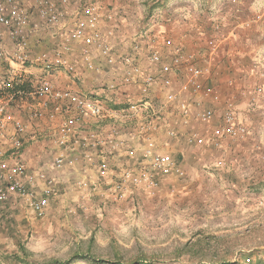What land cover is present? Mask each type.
<instances>
[{"label": "crops", "instance_id": "0c3cea01", "mask_svg": "<svg viewBox=\"0 0 264 264\" xmlns=\"http://www.w3.org/2000/svg\"><path fill=\"white\" fill-rule=\"evenodd\" d=\"M38 1L17 0L18 4L23 6L28 13V50L32 56L41 52L52 55L63 40V30L70 29L80 17L81 7L93 5L100 13L99 29L116 53L134 52L135 43H140L136 61L143 68V73L160 74L162 63L175 66L172 59L175 47L182 49L183 53L189 57L190 63L204 69L199 81L203 88H212V91L218 95V101L214 102L209 98L196 97L190 92H185L180 98L190 104L189 120L182 123L178 110L169 108L165 112L162 126L152 132L156 151L170 155L181 167L183 166L186 173L181 179V183L170 176L160 177V192L157 197H163L166 194L163 192L176 190L180 185L184 186L182 189L194 187V181L197 180V174L194 172L197 167H195V162H191L189 159L191 146L210 143L213 150V146L220 142V138L215 133L218 126L209 132L202 127L204 123L206 126L218 123L227 102L233 103L235 108L244 112L247 102L249 103L248 91L264 86V76L258 73L260 67L257 66V63L260 65V61H262L263 70L261 71L264 73V0H198L196 2L194 0H68L65 4H59V0H52L63 13L61 22L55 27L48 26L38 16ZM159 10L163 12L162 16H167L168 19L162 17V21H165L158 27V31L155 30L156 32L161 31L160 37L154 45L161 55V60L151 64L148 58L149 49L144 48V42L141 45L142 40L132 41L135 40L133 37L135 30H139L138 27L136 28L137 24L142 25L146 21L145 18ZM137 15L142 21L136 20ZM35 22L39 23V28L33 31L30 26ZM143 28L144 26H142ZM0 46L6 52L11 51L12 42L8 36L2 37ZM82 48L83 44L80 40L70 43L67 56L75 64L77 72L75 75L61 72L52 76L50 83L54 88L69 90L89 97L100 96L104 99L105 105L115 109L129 100L135 101L141 98L139 87L136 85H129L123 89L114 88L112 91H106L109 93L103 94L101 90L103 85L116 84L120 78L121 73L117 69L120 68V65L117 63L109 65L99 53L98 48L95 45H90L88 53L92 67L87 68L82 60ZM16 69V66L5 61L0 66V73L3 78H13L17 73ZM22 70L28 86H34L40 82L42 73L39 68L27 66ZM167 76L172 82L171 90L177 89L188 78V74L182 66L177 71L168 73ZM153 92V96L160 98L164 91L158 85ZM255 101L256 109L246 113L251 124L258 120L256 119L259 115L257 108L264 105V96L258 97ZM68 103L67 100H60L61 109L58 111L54 110V102L48 103L43 108V117L38 119H33L29 115V109L18 103L15 102L11 105L10 108L14 116L19 117L25 125V131L20 137L23 141L22 155L26 161L28 172L34 173L46 168L48 170L49 162L60 152V148L53 142V132L63 117L67 115L68 111L65 109L68 108ZM205 108L214 110V122L209 123L210 121H201L194 117L195 111ZM50 111H53L55 115L52 120L47 117ZM92 124V119H89V125ZM169 128H174L179 135L174 138L168 137L166 129ZM189 128H196L194 131L199 134L200 138L191 145L186 142V136L191 130ZM186 129L189 132L186 133ZM10 135L11 128L3 136H0V159L9 157ZM257 138L259 135L253 131L240 140L226 139L224 143L227 145H224L223 155L227 168L224 171L228 172L230 163L234 161H241L238 163L242 164H237V166L250 165L251 156H255V150L260 146ZM67 152V155L71 156L78 154L75 151ZM96 159L93 157L91 160L85 161L84 165L63 167L54 172L60 175L58 182L63 191L60 197L62 200L65 199L68 206L73 199H81L86 196V189L78 188L77 179L86 177L91 183H102L101 187L109 186L106 179L98 176L95 166ZM119 159L118 156H109V167L114 169L120 166ZM209 170L214 171L215 169L209 167L207 171L203 170V172L209 174ZM248 170L247 167L243 171ZM49 173L51 172L49 171ZM219 176L221 175L217 173L215 177ZM227 176L228 174L225 175V179ZM3 183L6 184L4 180ZM58 198L59 196L57 202L52 199L51 204L59 203L60 199L58 200ZM63 216L62 220L69 218L67 213ZM61 217L62 214L47 212L42 217L37 216L23 198L10 191L8 199L0 203V264H23L25 260L31 263V258L38 250L37 237H45L43 231L40 230L47 227L48 220L61 219ZM39 231L42 233L40 234ZM23 237L26 240L25 243ZM21 248L25 254L22 253Z\"/></svg>", "mask_w": 264, "mask_h": 264}, {"label": "built area", "instance_id": "2783aa9c", "mask_svg": "<svg viewBox=\"0 0 264 264\" xmlns=\"http://www.w3.org/2000/svg\"><path fill=\"white\" fill-rule=\"evenodd\" d=\"M67 1L59 0V4H65ZM37 4L38 16L44 23L50 27L59 25L63 13L55 2L39 0ZM79 13L80 17L74 25L63 30V40L52 55L41 52L32 56L28 50L27 11L17 0H0V42L4 35L12 42L10 52L0 46V66L7 61L17 67L13 78H3L0 73V136L11 128L9 157L0 159V203L8 199L10 191L15 192L39 217L44 216L49 197L55 193L56 182L51 173L63 167L84 165L85 161L93 157L97 158L98 163L96 162L95 166L98 176L109 183L108 194L114 201L125 199L130 188L142 187L152 191L159 187L160 177L182 176L183 170L176 160L167 153L156 151L152 132L162 126L165 112L169 108L178 110L182 123L189 120L190 104L180 98L185 92L218 101V95L210 87L203 88L199 81L204 69L190 63L189 57L179 47L173 49L172 59L175 66L162 63L160 74L143 73V68L136 61L139 49L137 44L131 54L116 53L99 29L100 13L97 8L93 5H83ZM30 27L35 31L39 28V23L35 22ZM76 40L83 44L81 55L87 68L92 67L88 53L90 45L98 48L106 63L120 65V78L116 84L103 85V94L114 88L123 89L136 85L139 87L141 98L129 100L115 109L105 105L100 96L89 97L54 88L50 83L52 76L61 72L75 75L77 72L75 64L67 56L70 43ZM148 58L151 64L157 63L161 60V55L153 47ZM27 66H35L42 73L40 82L34 86H28L25 80L22 69ZM181 66L187 72L188 78L177 89L171 90L172 82L167 74L177 71ZM158 85L164 91L160 98L152 95ZM260 90L258 88L257 91ZM60 100L69 101L68 108L65 109L68 111L67 115L53 132V142L60 148V152L51 159L48 170L46 168L34 173L28 172L20 137L25 131V125L19 117L14 116L10 107L16 102L29 109V115L33 119H38L43 117V108L50 102H54V110H60ZM212 115L213 110L210 108L194 112V117L201 121L210 119ZM54 116L53 111L47 114L51 120ZM89 119H92V125H89ZM215 133L220 139H236L246 133L245 126L237 119L233 103H226L222 125ZM166 135L174 138L179 133L174 128H169L166 129ZM196 140H200L196 132L187 134V143L191 144ZM67 151H75L78 154L67 155ZM109 156H118L120 166L114 169L109 167ZM92 184L94 188L102 185L99 182L91 183L86 177L78 180V185L84 189L90 188Z\"/></svg>", "mask_w": 264, "mask_h": 264}, {"label": "rangeland", "instance_id": "374dc122", "mask_svg": "<svg viewBox=\"0 0 264 264\" xmlns=\"http://www.w3.org/2000/svg\"><path fill=\"white\" fill-rule=\"evenodd\" d=\"M162 15L159 10L143 18L146 21L142 25L136 23L139 30L135 28L132 42L142 40L141 45L144 42V48L150 51L160 37L161 31L155 30L158 31L165 21L162 17L168 19ZM139 19L137 15L136 20ZM135 44L139 46L140 43ZM261 63V66L257 63L258 73L264 76ZM263 87L248 91L249 103L244 112L236 108L237 119L246 128L243 136L236 139L222 137L221 145L220 142L215 144L213 150L210 143L191 146L189 159L197 167L194 187L182 189L184 186L180 185L176 190L163 192L166 193L163 197H157L160 184L152 191L130 188L125 199L114 201L108 194V187L94 188L92 184L86 189V196L73 199L68 206L60 197L63 192L58 182L60 175L52 173L55 193L49 197L45 214L59 213L62 217L48 220L47 227L40 230L45 237H37L38 250L31 258L32 262H48L54 258L63 261L75 254L86 255L89 259L75 258L69 264H113L116 259L125 263L135 256L147 258L153 264H242L249 260H264V105L258 106V120L253 125L246 114L256 109L255 100L264 96ZM258 88L261 89L259 92ZM214 116L213 110L212 117L204 121L214 122ZM222 116L218 123L208 126L204 123L202 127L211 132L222 125ZM189 129L193 132L196 128ZM253 131L259 135L260 146L255 150V156H251L250 165L241 167L237 166L242 164L238 163L241 161H234L230 163L229 171H224L227 168L224 141L243 139ZM209 167L215 170H209V174L203 172ZM247 167L249 170L243 171ZM181 168L183 170V166ZM217 173L220 178L215 177ZM185 174L183 170L182 176L170 177L181 183ZM226 174L229 180L225 179ZM76 183L82 189L78 179ZM58 196L59 203L52 205L51 200L57 202ZM65 213L69 218L62 220Z\"/></svg>", "mask_w": 264, "mask_h": 264}, {"label": "trees", "instance_id": "16d2710c", "mask_svg": "<svg viewBox=\"0 0 264 264\" xmlns=\"http://www.w3.org/2000/svg\"><path fill=\"white\" fill-rule=\"evenodd\" d=\"M22 247V246H21ZM22 253L25 254L23 248H21ZM75 258H85V259H89L88 256L86 255H81V254H75L73 255V257L68 258L66 260L61 261L60 259L54 258L48 262H42V263H35V262H27L26 260L23 262V264H69L70 262H72ZM17 260V259H16ZM113 264H153L151 262V260H148L147 258H142V257H132L130 259H128L127 261H125V263L121 262L119 259H116L115 261L112 262ZM200 264H210V263H200ZM215 264H238L237 262H221V263H215ZM242 264H264V260L263 259H257L254 262H251L249 260V263H242Z\"/></svg>", "mask_w": 264, "mask_h": 264}]
</instances>
